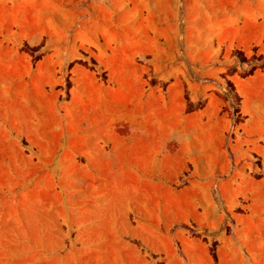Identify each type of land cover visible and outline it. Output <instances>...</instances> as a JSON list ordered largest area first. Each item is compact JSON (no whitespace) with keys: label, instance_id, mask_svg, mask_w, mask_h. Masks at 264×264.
I'll return each mask as SVG.
<instances>
[{"label":"rangeland","instance_id":"rangeland-1","mask_svg":"<svg viewBox=\"0 0 264 264\" xmlns=\"http://www.w3.org/2000/svg\"><path fill=\"white\" fill-rule=\"evenodd\" d=\"M0 264H264V0H0Z\"/></svg>","mask_w":264,"mask_h":264}]
</instances>
